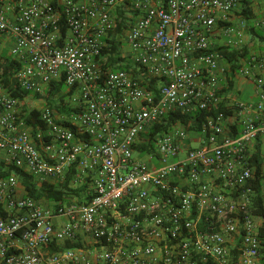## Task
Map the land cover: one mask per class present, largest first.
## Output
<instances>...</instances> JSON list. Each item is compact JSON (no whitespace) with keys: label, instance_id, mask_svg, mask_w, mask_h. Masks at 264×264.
<instances>
[{"label":"built area","instance_id":"1","mask_svg":"<svg viewBox=\"0 0 264 264\" xmlns=\"http://www.w3.org/2000/svg\"><path fill=\"white\" fill-rule=\"evenodd\" d=\"M120 1L129 4L118 13ZM260 3L252 23L264 32ZM239 7L238 0H0V171L21 169L38 186L90 183L85 198L36 199L15 173L0 175V264H264V166L251 151L264 139V51L242 57L235 72L258 90L256 101L234 103L237 135L223 111L202 122L198 147L188 145L184 123L163 127L174 112L223 103L232 69L215 39L242 49L247 21ZM112 55L138 70H106ZM8 58L18 85L36 98L64 80L73 111L47 103L45 127L27 125L3 83ZM146 144L152 149L139 148Z\"/></svg>","mask_w":264,"mask_h":264},{"label":"trees","instance_id":"2","mask_svg":"<svg viewBox=\"0 0 264 264\" xmlns=\"http://www.w3.org/2000/svg\"><path fill=\"white\" fill-rule=\"evenodd\" d=\"M239 1V11L238 14L242 16L248 24L249 33L252 36H257L262 43H264V33H260L259 30L253 25L251 19L254 17V1L255 0H238ZM113 42V46L111 48L112 52H115L118 48V43ZM249 47H244L242 49H236L228 46H217L215 51H217L226 61L231 64L232 74H234L239 67V62L242 57L248 55ZM122 57H114L113 55L110 56L108 64L105 66V69H131L133 71L138 70V66L134 63H129L125 61ZM17 63L12 59H6L4 64V77L3 83L4 86L7 88L9 94L20 101V106L23 107V119L27 123V125L34 127L35 131L37 132L39 129L45 127L44 122L40 118V109L38 108H29L25 104V100L28 96L31 95L30 92L26 91L25 89L21 88L18 85V82L14 78V73L16 71ZM159 81L153 80L151 82V87L157 91ZM66 85L64 80H60L57 82H53L47 89V93L45 95L47 99V103L54 109L58 110L61 114H69L73 111L70 107L65 105V99L67 97V93L65 91ZM225 111V113H229L225 110V107L220 106L218 109H213L212 111H199L195 115L184 114L181 112H174L170 114L166 118V122L163 125L164 128H168L175 122H182L190 130L199 129L201 127L202 122L207 118L208 115L217 114L218 112ZM160 128H158L159 130ZM157 131V130H156ZM154 133V132H153ZM139 148L143 150L152 149L151 144L140 145ZM15 173L23 186L25 187L27 193L36 198V199H49V200H60L65 197L70 196L73 194H80L85 190V188L81 189H74L69 186V181L64 183L62 186L54 185L49 182H43L40 186L37 185L35 180L32 176L28 173L24 172L21 169H17L14 167H9L8 169L1 170L0 175H9ZM264 210L261 208L258 212H263ZM74 245L65 244L63 248L73 247ZM54 249L58 250L61 249L59 247H53Z\"/></svg>","mask_w":264,"mask_h":264},{"label":"crops","instance_id":"3","mask_svg":"<svg viewBox=\"0 0 264 264\" xmlns=\"http://www.w3.org/2000/svg\"><path fill=\"white\" fill-rule=\"evenodd\" d=\"M129 4V1L127 3H124L123 1H120L119 4L117 5L118 13H121V8L120 7H127ZM254 16L259 14L261 11V3L260 0H255L254 1ZM252 21V19H251ZM215 43L218 46H228L227 41L225 37H219L218 39H215ZM264 48V43L262 46H258L259 51L258 52H263ZM256 52V51H252ZM250 52V53H252ZM220 95L224 97L223 103L220 104V106L225 107V110L228 111V118L226 121V125L228 130L230 129V132L233 135H237L240 130V124H239V119L236 117V112L234 110V103L236 100H241V101H256L258 99V90L255 82L247 77L238 75L236 73L231 74L230 79L228 81H224L222 83V87L220 90ZM217 107L216 109L220 108ZM225 112V111H223ZM206 137L201 131V127L199 129L195 130H190L188 132V145L192 147H198L201 146L205 143ZM251 151L253 152V158L256 163L259 165L264 166V139L263 138H258L255 143L251 146ZM55 185H60L62 186L63 183H55ZM90 183L89 181H84L82 182V185H71V182L69 180V186L74 188V189H81L82 187L85 188L83 192L80 194H71L73 197H80V198H85L87 194V190L90 188ZM22 193H25L24 190H22ZM76 246V245H75Z\"/></svg>","mask_w":264,"mask_h":264},{"label":"rangeland","instance_id":"4","mask_svg":"<svg viewBox=\"0 0 264 264\" xmlns=\"http://www.w3.org/2000/svg\"><path fill=\"white\" fill-rule=\"evenodd\" d=\"M236 16H237V14L235 15V18H236L237 22H240L242 20V18L241 17H236ZM249 23L250 22H247V26H248ZM258 30H259L260 33H264L261 29L258 28ZM239 45L242 48H244L246 46L249 47V49H250L249 51L250 52H252V51L258 52L259 51L258 46H262L263 43H262V41L257 36H252L249 33V30H248V27H247V29L245 31L244 40ZM232 47H235L236 48V46H232ZM263 50H264V48H263ZM114 57H119V56L115 55ZM124 59H127L125 61H127L129 63H131V62L133 63V61L130 58H124ZM65 91H66V89H65ZM25 104L29 108H38V109H41L43 106H45L47 104V99H46V97H44L43 99H39V98H36V97L30 95V96H28L26 98ZM21 109L23 110V107H21Z\"/></svg>","mask_w":264,"mask_h":264}]
</instances>
